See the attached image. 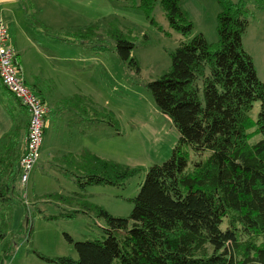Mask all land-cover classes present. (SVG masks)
<instances>
[{"label": "trees", "instance_id": "trees-1", "mask_svg": "<svg viewBox=\"0 0 264 264\" xmlns=\"http://www.w3.org/2000/svg\"><path fill=\"white\" fill-rule=\"evenodd\" d=\"M156 1L172 29L185 37L191 34L192 25L179 0ZM216 2L220 7L217 47L201 34L180 43L171 55L170 70L146 85L179 140L168 160L147 169L130 215L113 217L99 206L84 210L103 220L105 238L73 242L67 237L77 252L76 260L45 257L31 246L28 253L49 264H264V88L242 48L247 4L243 0ZM28 17L34 28L47 31L37 19ZM91 38L96 40L91 47L102 51V35L93 33ZM114 43L119 60L138 72L131 56L133 41L117 34ZM62 100L79 121L103 124V108L74 109V100ZM83 100L93 107L92 99ZM257 101L260 108L253 122L249 113ZM19 135L15 128L5 136L0 152V204L9 208L18 199ZM254 136L260 139L250 144ZM185 145L195 153L210 154L199 166L188 169L180 149ZM63 159L64 176L80 190L92 185L122 186L140 170L102 160L86 149ZM4 217L2 213L0 221L5 222ZM6 217L11 226L13 213L8 211ZM4 236L0 233V240ZM3 254L0 264L13 253L7 249Z\"/></svg>", "mask_w": 264, "mask_h": 264}, {"label": "rangeland", "instance_id": "rangeland-1", "mask_svg": "<svg viewBox=\"0 0 264 264\" xmlns=\"http://www.w3.org/2000/svg\"><path fill=\"white\" fill-rule=\"evenodd\" d=\"M107 1L118 12L108 13L100 20L94 17L88 20L87 16L79 13L72 15L62 10L65 4L60 0H39L42 12L38 19H45L44 26L48 28L42 33L53 43L58 41L67 44V47L60 44L47 46L48 38H40V35L34 34L40 29L30 26L25 32L29 38H35L36 43L32 46L15 38L12 29L11 40L16 43L19 52L16 51V54L24 83L34 94L38 92L32 76L45 84L39 85L49 87L52 98L50 105L46 104L53 110L50 109L43 130L40 157L45 163L44 168L31 172L25 189L16 181L18 202L14 201L13 208L0 204V217L5 214V222L0 221V233L5 234L0 240V257L7 249L13 253L5 264H49L28 253L30 246L45 257L67 256L76 260L77 252L67 237L73 242L105 238L103 220L96 218L93 211L84 212L91 206H99L113 217L126 218L130 215L132 200L138 194L147 169L168 160L179 140V133L170 120L158 111L146 85L170 70L171 55L180 43L201 34L213 48L217 47L220 7L216 0H179L186 21L192 25L191 34L186 37L170 27L159 1ZM243 2L248 7V26L242 36V48L250 56L264 88V0ZM24 5L29 9L31 2H24ZM60 13L64 16L63 20H54V16L59 17ZM93 33L102 35L103 50L99 53L98 49L91 47L96 42L91 38ZM117 34L133 41L131 56L138 63V72L121 62L115 53ZM5 94L16 108H20L19 103L1 86L0 98H4ZM76 94L89 96L93 107L84 103L87 100H79L81 96ZM75 95L74 109L86 107L99 111L103 108V124L94 126L72 115L62 99ZM259 108L260 101H257L249 113L251 121H255ZM259 139L260 136H254L249 142L253 144ZM24 141L25 138L18 153ZM5 143L6 139L0 138V152ZM81 148L102 160L140 170L122 186L92 185L80 190L64 176L61 162L64 156L71 155L67 152L73 155ZM180 149L187 157L188 169L199 166L210 154L209 151L195 153L188 145ZM23 193L26 194V204L22 199ZM50 194L53 196L48 197ZM8 211L13 213L11 226L6 222ZM70 212L75 214L72 217L62 216ZM49 216H53L52 219H45ZM30 227L32 233L28 237Z\"/></svg>", "mask_w": 264, "mask_h": 264}, {"label": "crops", "instance_id": "crops-1", "mask_svg": "<svg viewBox=\"0 0 264 264\" xmlns=\"http://www.w3.org/2000/svg\"><path fill=\"white\" fill-rule=\"evenodd\" d=\"M27 1L31 2L29 9H27L26 6L24 5V2H27ZM60 1L63 4H65V7L61 8L62 10H66L67 12L71 13L72 15L79 13L84 17L87 16L88 20H91L89 17H94V19L100 20L99 19L100 17H103L104 15H106L108 13H113V12L117 13L118 12L117 8L111 7L109 1H107V0H103V5H102V0H60ZM40 6L43 7V5L41 3H40ZM55 9L57 11L59 10L58 8H55ZM41 12H42V10H41V8H39V0H0V21L6 25L8 32H9V45L11 47H13L16 51H17L16 43L12 42V40H11L13 38V37H11L12 29H14L15 38L25 40L30 45L34 46L36 43L35 38L32 36H31V38H29L28 34L25 32V29L31 28V27L34 28L33 25H31L28 16H31L34 19H37L42 25H46L45 22L43 21L45 19H40V20L38 19V17H40V15H41ZM49 13L51 14V10ZM63 18H64V16L60 13L59 17L54 16L53 19L54 20H63ZM34 29L35 30L40 29V30H36V32H34V34L40 35L41 36L40 38H42V36L47 37L46 35L43 34L44 31L41 28L36 27ZM47 30H48V28H47ZM57 44H60L63 47H67V44L60 43L58 41L53 43L51 41V39L48 38V45L47 46H56ZM42 45L45 48V44L43 43ZM32 78L34 80V81L33 80L32 81L35 83L34 84L35 89L38 92V94H36V95H40L42 97L43 101L50 105V100H51L52 96H51V92H50L49 87H44L45 84L42 83V81H39L36 76H32ZM39 83H42L44 86L39 85ZM0 85L2 86L1 81H0ZM2 94H3V92H2ZM76 95L81 96L82 100H83V98H90L89 96L82 95V94L81 95L76 94ZM76 95L73 97L63 98V99L75 101ZM53 108H56V107L54 106ZM57 108H58V105H57ZM50 109H52V108L50 107L49 110ZM49 114H50V112H49ZM72 115L76 119H78L73 112H72ZM46 121H47V118H46ZM80 121H82V120H80ZM27 123H28V116L21 106H20V108H16L13 105V103L11 102L9 96H6V94H5L4 98H0V138L5 139V136H9L10 133L15 128H19L20 135H19L18 140L16 141L17 146L19 148L22 144L23 139L26 136ZM95 125L98 126L101 124L95 123L94 126ZM82 150H84V148L78 149L73 155H78ZM67 153L72 154L71 152H67ZM18 158H19V155H18ZM52 158H53V156L51 157V159ZM44 166H45V163L43 161H41V164H40L39 168H37V170L43 169ZM17 202H18V200H17Z\"/></svg>", "mask_w": 264, "mask_h": 264}, {"label": "built area", "instance_id": "built-area-1", "mask_svg": "<svg viewBox=\"0 0 264 264\" xmlns=\"http://www.w3.org/2000/svg\"><path fill=\"white\" fill-rule=\"evenodd\" d=\"M9 45L8 29L0 21V81L4 89L13 96L29 115L27 133L19 154V183L24 187L29 175L41 164L40 151L43 143V130L50 112L47 104L29 89L20 75L18 55ZM23 189V190H24ZM24 203H27L23 193Z\"/></svg>", "mask_w": 264, "mask_h": 264}]
</instances>
